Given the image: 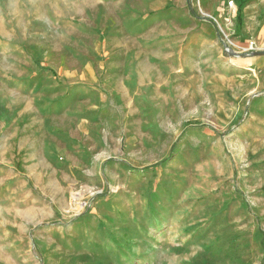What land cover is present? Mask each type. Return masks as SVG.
<instances>
[{"label": "rangeland", "instance_id": "374dc122", "mask_svg": "<svg viewBox=\"0 0 264 264\" xmlns=\"http://www.w3.org/2000/svg\"><path fill=\"white\" fill-rule=\"evenodd\" d=\"M250 1L0 0V264H264Z\"/></svg>", "mask_w": 264, "mask_h": 264}, {"label": "crops", "instance_id": "0c3cea01", "mask_svg": "<svg viewBox=\"0 0 264 264\" xmlns=\"http://www.w3.org/2000/svg\"><path fill=\"white\" fill-rule=\"evenodd\" d=\"M263 1L264 0H251L247 6H245L244 10L246 12L250 11V9L255 6V12L257 15H261V13L264 11V5L262 4Z\"/></svg>", "mask_w": 264, "mask_h": 264}]
</instances>
